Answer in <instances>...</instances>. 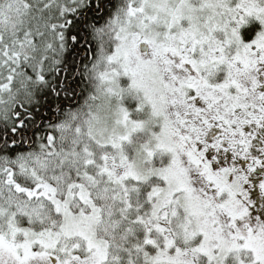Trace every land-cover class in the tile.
<instances>
[{
	"label": "snow or ice",
	"instance_id": "1",
	"mask_svg": "<svg viewBox=\"0 0 264 264\" xmlns=\"http://www.w3.org/2000/svg\"><path fill=\"white\" fill-rule=\"evenodd\" d=\"M0 264H264V0H0Z\"/></svg>",
	"mask_w": 264,
	"mask_h": 264
}]
</instances>
